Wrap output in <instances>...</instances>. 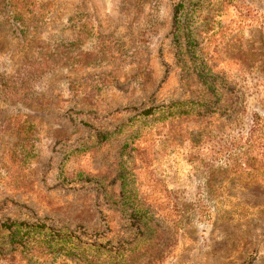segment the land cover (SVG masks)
Masks as SVG:
<instances>
[{
    "label": "rangeland",
    "instance_id": "obj_1",
    "mask_svg": "<svg viewBox=\"0 0 264 264\" xmlns=\"http://www.w3.org/2000/svg\"><path fill=\"white\" fill-rule=\"evenodd\" d=\"M255 115L264 0H0V264H264Z\"/></svg>",
    "mask_w": 264,
    "mask_h": 264
},
{
    "label": "trees",
    "instance_id": "obj_2",
    "mask_svg": "<svg viewBox=\"0 0 264 264\" xmlns=\"http://www.w3.org/2000/svg\"><path fill=\"white\" fill-rule=\"evenodd\" d=\"M264 117H261L259 115H255V119L253 120V125L252 128L250 130L249 135L247 136V141H251V140H255L257 141L261 136H263L262 138H264ZM171 212H173L175 214V219H174V225L176 226V228L178 229H182L184 228L185 225V215L183 214V212L178 211L176 208L171 209ZM133 214V218L137 219L138 221L143 222V224H145V226H147L148 223V218L146 215V212H144V210H140L137 213H132ZM13 225H9V224H5L4 228L6 230L12 231L13 230ZM23 241H20L19 244L22 245ZM63 263L62 264H71V263H79V264H93V259H89L88 256L87 257H82L80 255H76V257L74 256H69V254L62 259Z\"/></svg>",
    "mask_w": 264,
    "mask_h": 264
}]
</instances>
